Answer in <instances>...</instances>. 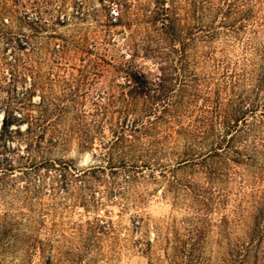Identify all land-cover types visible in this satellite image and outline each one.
Masks as SVG:
<instances>
[{
  "label": "trees",
  "instance_id": "trees-1",
  "mask_svg": "<svg viewBox=\"0 0 264 264\" xmlns=\"http://www.w3.org/2000/svg\"><path fill=\"white\" fill-rule=\"evenodd\" d=\"M35 1L12 0L13 8L0 0V35L7 32L3 14ZM67 1L72 17H83V0H60L64 10ZM109 2L96 24L101 36L99 29L50 35L58 41L50 47L49 84H74L54 103L42 98L46 118L57 120L72 101L79 117L89 118L80 148L97 150L101 160L75 169L71 159L44 158L53 171L50 194H72L73 205L96 209L95 192L126 203L133 184L151 183L169 212L150 236L140 230L142 216L131 220L146 264H264V0ZM34 11L30 33L15 37L18 49L31 51L30 38L43 26L44 10ZM67 21L66 14L57 20ZM9 124L3 114L1 133ZM87 221L84 253L92 238L98 247L101 236L119 240L111 219Z\"/></svg>",
  "mask_w": 264,
  "mask_h": 264
},
{
  "label": "rangeland",
  "instance_id": "rangeland-1",
  "mask_svg": "<svg viewBox=\"0 0 264 264\" xmlns=\"http://www.w3.org/2000/svg\"><path fill=\"white\" fill-rule=\"evenodd\" d=\"M7 4L14 8L12 0H7ZM21 4H15L13 14L2 15L7 32L0 35V264H146V257L132 241L141 232L150 236L153 223L169 212V204L156 191L157 186L147 182L133 184V196L143 194L146 197L145 202L139 203L131 202L132 195L123 203L119 197L108 198L104 193L95 192L94 196L101 204L92 209L73 205L72 194L63 196L58 191L52 196L48 187L53 171H46L40 163L44 158L55 162L71 159L75 169H82L101 161L97 150L80 148L82 133L88 127V115L79 117L76 105L68 100L65 111L52 122L53 115L46 118L47 111L43 110L41 101L45 96L54 103L55 96L68 94L67 86L74 84L71 78L57 82L55 86L49 84L50 78L52 80L50 47L58 41L50 35L73 37L78 32L81 35L99 29L97 34L101 36L103 29L96 24L108 15L106 9L110 2L83 0L85 14L82 17L81 11V17H72L71 1L65 3L64 10L60 0H36L35 5L44 10L41 12L43 26L30 38L31 51L27 46L18 49L15 37L30 33L32 21L38 17L34 11L36 6L32 8L26 4L22 7ZM63 14L67 15L68 21L60 25L57 20ZM8 32L14 34L12 40H8ZM112 37L120 44V35ZM73 74L76 76V71ZM79 96L80 93L76 97L78 102ZM89 104L87 98L80 105L85 113ZM3 114L10 124L1 133ZM43 115L45 120L40 122ZM103 132L106 138L108 130L105 126ZM98 138L94 136L93 146L98 144ZM96 183L90 184L96 188ZM134 216L144 219L141 232L133 229L131 220ZM94 217L111 219L119 240L101 236L98 247L92 238L84 253L87 220Z\"/></svg>",
  "mask_w": 264,
  "mask_h": 264
}]
</instances>
